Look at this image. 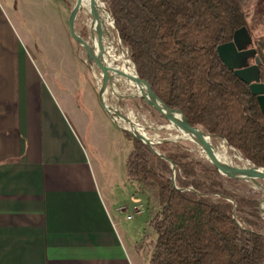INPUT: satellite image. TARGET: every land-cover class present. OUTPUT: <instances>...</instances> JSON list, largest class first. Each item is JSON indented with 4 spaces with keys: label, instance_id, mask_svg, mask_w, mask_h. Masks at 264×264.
I'll list each match as a JSON object with an SVG mask.
<instances>
[{
    "label": "trees",
    "instance_id": "obj_1",
    "mask_svg": "<svg viewBox=\"0 0 264 264\" xmlns=\"http://www.w3.org/2000/svg\"><path fill=\"white\" fill-rule=\"evenodd\" d=\"M101 1L114 20L130 71L133 64L169 109H178L188 122L199 123L210 137H220L250 164L264 168V112L248 84L216 51L245 27L264 82V34L259 32L264 7H254L258 0ZM123 134L131 144L126 180L157 205L148 213L155 234L145 243L148 264H262L264 218L257 192H238L239 180L220 174L181 142L155 145L164 160Z\"/></svg>",
    "mask_w": 264,
    "mask_h": 264
},
{
    "label": "crops",
    "instance_id": "obj_2",
    "mask_svg": "<svg viewBox=\"0 0 264 264\" xmlns=\"http://www.w3.org/2000/svg\"><path fill=\"white\" fill-rule=\"evenodd\" d=\"M28 54L0 12V264H148L82 108Z\"/></svg>",
    "mask_w": 264,
    "mask_h": 264
},
{
    "label": "rangeland",
    "instance_id": "obj_3",
    "mask_svg": "<svg viewBox=\"0 0 264 264\" xmlns=\"http://www.w3.org/2000/svg\"><path fill=\"white\" fill-rule=\"evenodd\" d=\"M74 2L75 0H0V12L9 22L11 32L17 42L23 45L26 53H29L28 55L44 73V76L53 79L57 87L68 90L69 97L76 100L82 108L84 125L87 126L88 134L91 133L98 140L99 147L105 150L103 161L110 175L109 190L113 195V204L127 205L129 209L134 204H140L143 209L141 214L134 215L131 220H126V212L117 214L118 227L120 231L127 233L129 241L140 240L139 242H142L145 234L143 226L146 213H153L157 205L151 196H148L147 201L142 194L137 192L136 184L124 178L125 158L131 149V144L123 138L120 128L115 126L101 107L98 100L100 76L87 58L76 51L70 37L67 21L70 6ZM254 7H264V0L256 1ZM90 18L89 14L80 11L75 20L76 31L88 46H92ZM259 32L264 34V26ZM107 37L109 43L112 45L115 43L113 45L114 61L111 67L134 74V69L131 72L128 67L127 52L119 50L114 27L108 28ZM105 102L110 106H116L123 113L129 114L134 121L136 120L135 122L145 126L147 135L154 139L156 144L163 140L181 142L200 156L196 144L180 137L175 129L168 127L163 117L155 109L149 107L141 96L137 95L132 84L126 79H117L113 90L107 88ZM90 120L94 122L90 124ZM211 138L216 146L224 141L216 136H211ZM227 148L230 153L238 152L229 146ZM231 163L237 164V161ZM239 181L241 184L236 187L238 192L247 194L250 189L258 193L260 211L264 218V181H258L261 186L251 181ZM153 233L150 232L142 246L146 253L142 257L145 262H147L150 249V246L145 243L154 239Z\"/></svg>",
    "mask_w": 264,
    "mask_h": 264
},
{
    "label": "water",
    "instance_id": "obj_4",
    "mask_svg": "<svg viewBox=\"0 0 264 264\" xmlns=\"http://www.w3.org/2000/svg\"><path fill=\"white\" fill-rule=\"evenodd\" d=\"M83 1L84 0H75V2L71 4L68 21H67L68 31L76 51L83 54L87 58V60L94 66L95 71L99 74L100 76V85L98 87L99 103L103 108V110L108 115V117L120 128V130L124 133H127L132 138L140 140L141 142L146 144L147 147L153 153L157 154L162 159L168 160L163 154L159 153L155 149L156 142L154 139L150 138L147 135L145 126L135 122L133 119H131L127 114L123 113L116 106H110L105 102L107 88L113 90L114 82L119 78L126 79L127 81L134 83L142 91L143 94L149 95L150 97L157 100L161 106V111H159L156 107L151 105L144 97L141 96L150 107L155 109L163 117L168 127L180 128L182 130L197 128L198 137L195 142L197 151L201 156V158H203L204 161L207 162L208 164L215 167L220 174L224 175L225 177L232 178L234 180L251 181L256 185L261 186L258 183V181H264V168L254 166L250 164L247 160L246 161L253 167L254 170L248 171L245 169H241L237 165L225 160L215 161L206 148L205 141H206V136L208 134L206 133L202 125H200L197 122H188L178 109H169L165 104L163 98L158 94V92L155 90L153 85L148 80L142 79L137 75L133 64L132 66L134 69V74H128L123 70L113 69L111 65H108V63L104 61L103 48L100 47L98 49H93L92 47L84 43L83 38L76 31V27H75V20L78 13L82 9ZM102 4L104 5L103 2ZM104 8L106 10L105 5ZM108 14L112 20V25L115 29L114 20L112 19V16L110 15L109 12ZM115 33L117 36L118 47L119 49H121L120 39L116 29H115ZM99 35L102 38V34ZM216 51L220 60L225 65V67L228 70L233 71L234 74L244 83L248 84L251 93L256 96L261 111L264 112V82H262L260 79V69H259L261 62L259 57L256 55V50L253 47L252 37L248 33L247 29L245 27H241L237 29L233 34L232 40L218 45ZM172 110L179 111L182 114L184 119L183 123H176L170 120L168 114ZM163 141H168V140H163ZM169 163L173 171L171 176V183L172 185L175 186V168L171 161H169ZM232 171H234V173H231ZM240 226L245 227L243 223H240ZM263 236H264V230H263ZM262 264H264V258Z\"/></svg>",
    "mask_w": 264,
    "mask_h": 264
},
{
    "label": "bare ground",
    "instance_id": "obj_5",
    "mask_svg": "<svg viewBox=\"0 0 264 264\" xmlns=\"http://www.w3.org/2000/svg\"><path fill=\"white\" fill-rule=\"evenodd\" d=\"M81 11L91 16L90 32L92 35V46L90 47H92L93 49H98L100 47L103 48L104 61H106L108 65H111L112 62L114 61V55H113L114 46L113 45L115 43L113 45L112 43H109V38L107 37L108 28L113 27L112 20L108 12L105 10L104 5L102 4L100 0H84L82 3ZM99 34H102V38L100 37ZM119 50L122 51V48ZM130 84H132L133 88L136 90L137 95L144 97L151 105H153L159 111H161V106L157 100L150 97L149 95L143 94L142 91L134 83L130 82ZM168 115L170 117V120L176 123H183L184 121L183 116L179 111L172 110L169 112ZM128 116L131 118L129 114ZM173 129H175L180 134V137H183L184 139H188L194 143L196 142L197 137H198L197 128H192V129H187V130H182L180 128H173ZM205 144H206V148L208 152L210 153V155L215 161H223V160L230 161V162L237 161V164L235 165H237L241 169H245L248 171L254 170L253 167L246 160H244V158L242 157V154L235 152L233 150H231L233 152L230 153V151H228L225 141H222L216 146L213 144L212 138L209 135H207ZM231 173H234V171H232Z\"/></svg>",
    "mask_w": 264,
    "mask_h": 264
},
{
    "label": "built area",
    "instance_id": "obj_6",
    "mask_svg": "<svg viewBox=\"0 0 264 264\" xmlns=\"http://www.w3.org/2000/svg\"><path fill=\"white\" fill-rule=\"evenodd\" d=\"M142 206L139 204H134L132 205V207L129 209L128 206H122V207H119L118 210L120 212H126V219L127 220H131L133 219L134 215L136 214H141L143 212V209L141 208Z\"/></svg>",
    "mask_w": 264,
    "mask_h": 264
}]
</instances>
